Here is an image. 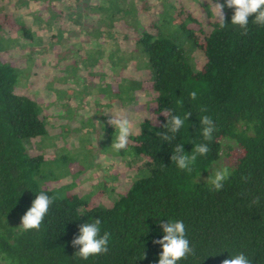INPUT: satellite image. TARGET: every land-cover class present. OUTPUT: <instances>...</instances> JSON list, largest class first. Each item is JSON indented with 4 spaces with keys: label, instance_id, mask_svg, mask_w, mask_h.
<instances>
[{
    "label": "trees",
    "instance_id": "1",
    "mask_svg": "<svg viewBox=\"0 0 264 264\" xmlns=\"http://www.w3.org/2000/svg\"><path fill=\"white\" fill-rule=\"evenodd\" d=\"M223 11L226 27L215 19L197 30L201 39L182 21L179 39L150 31L135 39L149 64L157 117L140 122L130 136L129 150L144 162L139 176L106 207L41 187L43 156L31 154L26 142L45 134L44 121L37 102L15 92V68L0 62V264H158L162 245L154 241L163 238L159 225L168 220L183 221L194 249L178 264H222L239 253L251 264H264V26L250 16L248 34L242 35L231 24L234 9ZM19 30L30 40L26 26ZM194 48L201 51L199 67L189 55ZM141 85L137 80L135 89ZM165 110L181 117L191 113L170 143L161 138ZM205 115L216 129L211 141L202 136ZM202 143L209 151L197 157L190 173L176 167L171 157L177 144L191 155ZM222 155L229 159L223 166L230 176L216 191L205 177ZM40 192L58 199L39 230L22 231L21 218ZM97 218L101 235L111 234L109 250L83 260L71 241L81 224Z\"/></svg>",
    "mask_w": 264,
    "mask_h": 264
},
{
    "label": "rangeland",
    "instance_id": "2",
    "mask_svg": "<svg viewBox=\"0 0 264 264\" xmlns=\"http://www.w3.org/2000/svg\"><path fill=\"white\" fill-rule=\"evenodd\" d=\"M217 3L0 0V62L15 68V92L37 102L45 125V134L26 142L31 154L43 156L42 188L103 207L128 188L144 160L131 153L130 139L124 154L111 148L117 131L107 121L112 113L126 115L134 136L140 122L157 117L149 64L135 39L144 31L179 39L181 21L201 39L197 30L216 19ZM19 26L30 30V40ZM189 55L199 67L201 51ZM228 163L222 155L205 178Z\"/></svg>",
    "mask_w": 264,
    "mask_h": 264
},
{
    "label": "clouds",
    "instance_id": "3",
    "mask_svg": "<svg viewBox=\"0 0 264 264\" xmlns=\"http://www.w3.org/2000/svg\"><path fill=\"white\" fill-rule=\"evenodd\" d=\"M213 9L216 19L219 22L220 28H225L227 23L223 9L227 6L229 9H234V14L231 17V24L239 26L242 30V35H247L249 31V17L255 15L252 23L264 26V0H226L225 4H214ZM190 98L195 100L197 92L192 91ZM182 103V102H181ZM206 111V109H201ZM163 114L168 117L165 128L167 131L162 134V139L169 143L175 139V135L184 127L185 121L188 120L191 113H185L183 117L180 115H172L167 110ZM107 123L112 125L117 136L115 142H112L111 148L117 152L127 148L129 136L132 133V124L126 115L121 113H112L111 118ZM202 127V136L204 140L211 141L213 133L216 130L213 120L205 115L200 119ZM209 151L206 143L197 144L192 150L191 155L184 151L183 144H177L172 154V161L181 170H186L189 173L192 171V165L195 164L198 156L206 155ZM230 169L224 167L217 170L214 175L207 179L212 188L216 191L223 189L225 182L229 179ZM247 181L249 177H242ZM211 190V189H210ZM58 197H50L46 192H40L33 201L30 209L22 216V231L39 230L45 215L49 211L50 205ZM258 203V198L253 201ZM101 220L99 218L92 222L83 223L79 226V234L71 241L74 247L79 246V251L76 252L79 258L88 260L90 256L107 253L109 250V240L111 234L104 232L101 235ZM159 227L164 235L162 239L155 240L154 243L162 245V253L160 254L158 264H178L188 255L194 254V249L190 247L189 240L186 238L185 224L183 221L172 220L167 223H161ZM11 264V260L8 261ZM222 264H251V261L243 254L239 253L232 255L231 258L224 259Z\"/></svg>",
    "mask_w": 264,
    "mask_h": 264
}]
</instances>
